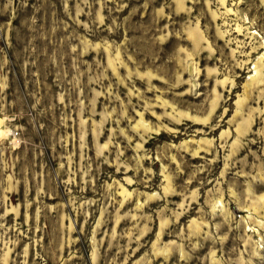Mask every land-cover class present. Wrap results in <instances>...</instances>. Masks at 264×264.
<instances>
[{
  "label": "rangeland",
  "instance_id": "obj_1",
  "mask_svg": "<svg viewBox=\"0 0 264 264\" xmlns=\"http://www.w3.org/2000/svg\"><path fill=\"white\" fill-rule=\"evenodd\" d=\"M0 133V264H264V0H0Z\"/></svg>",
  "mask_w": 264,
  "mask_h": 264
},
{
  "label": "built area",
  "instance_id": "obj_2",
  "mask_svg": "<svg viewBox=\"0 0 264 264\" xmlns=\"http://www.w3.org/2000/svg\"><path fill=\"white\" fill-rule=\"evenodd\" d=\"M10 135H12V133L10 132ZM16 135V134H15ZM0 137H2V134L0 133Z\"/></svg>",
  "mask_w": 264,
  "mask_h": 264
}]
</instances>
